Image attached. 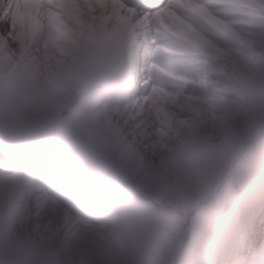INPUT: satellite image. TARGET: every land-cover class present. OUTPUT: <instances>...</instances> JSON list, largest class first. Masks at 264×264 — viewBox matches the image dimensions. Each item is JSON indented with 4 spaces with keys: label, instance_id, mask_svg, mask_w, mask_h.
Returning a JSON list of instances; mask_svg holds the SVG:
<instances>
[{
    "label": "bare ground",
    "instance_id": "obj_1",
    "mask_svg": "<svg viewBox=\"0 0 264 264\" xmlns=\"http://www.w3.org/2000/svg\"><path fill=\"white\" fill-rule=\"evenodd\" d=\"M60 27L68 34L45 26L33 36L27 21L23 35L19 25L11 33L0 25V153L24 145V151L28 146L47 149L49 158L32 174L29 169L19 175L10 170L0 173V230L16 229L25 217L34 224L47 244L31 264H49L57 253L63 258L58 264H149L148 255H157L152 223L159 205L165 203L171 209L163 214L179 222L170 233L172 251L158 264H213L209 258L227 240L228 226L236 232H231L233 240L245 245L227 248L221 264H264V245L253 248L246 243L253 225L259 241L257 225L264 223L260 212L250 214L252 223L243 228L233 225L232 216L219 223L215 214H205L220 203L228 177L237 180L240 190L245 188L238 173L229 174L218 163V147L224 155L231 147L222 142L219 130L209 129L199 150H176L164 142L143 150L124 145L116 126L120 114L95 100L94 86L103 73L89 75L82 68L90 41L70 22ZM250 95L259 100L255 86ZM252 119L258 127V111ZM86 151L101 163L91 162ZM253 167L258 179L254 188L248 187L247 201L261 199L264 208L259 150ZM108 181L125 183L126 190L110 191ZM184 193H192L196 200L200 193L210 197L186 225L181 223V210L195 208ZM208 242L213 244L211 250L205 248Z\"/></svg>",
    "mask_w": 264,
    "mask_h": 264
},
{
    "label": "snow or ice",
    "instance_id": "obj_2",
    "mask_svg": "<svg viewBox=\"0 0 264 264\" xmlns=\"http://www.w3.org/2000/svg\"><path fill=\"white\" fill-rule=\"evenodd\" d=\"M25 21L33 36L45 26L67 35L60 26L70 22L88 38L82 68L103 73L95 100L120 114L121 143L199 150L209 129L219 130L231 146L228 155L218 147L220 167L256 186L257 147L264 171V0H0L5 33L19 25L23 35ZM246 243L264 245V233L257 241L253 225Z\"/></svg>",
    "mask_w": 264,
    "mask_h": 264
},
{
    "label": "rangeland",
    "instance_id": "obj_3",
    "mask_svg": "<svg viewBox=\"0 0 264 264\" xmlns=\"http://www.w3.org/2000/svg\"><path fill=\"white\" fill-rule=\"evenodd\" d=\"M73 40L76 42L79 40V38L78 37L73 38ZM53 120L56 121L55 118H53ZM258 150H259V147H257L256 152H258ZM224 182H225V188L222 187L221 189L220 203L217 206L214 205V207L213 205H211V209L206 210L205 212L206 216L208 217L211 216L212 214L213 215L215 214L216 219L219 223H227L228 219H230L231 217L232 210L236 207V205H238V203H240V201L241 203L244 202V196L248 195V193L250 192V189H248V187H245L240 190L238 187L237 180L234 179L233 177H228L227 179L224 180ZM184 194L185 195L183 197L188 200H191L195 208L193 212H189L188 210H181L184 215L181 223L183 225H186L188 224L190 217L195 215L194 212H199L202 207H204L205 205L209 203L210 197L208 198L206 193H200L199 198L197 197V200H196L194 196L192 195V193H184ZM159 207L160 208L158 209L160 210H159V213L157 214L158 215L157 220L156 222L152 223V226L154 228L153 236L156 238V243L153 248L155 249L157 255L156 256L148 255L149 264H158L162 256L168 255L169 252L172 251L170 233L173 230V225L179 222L177 219L172 218L171 216L167 214H163L164 212H168L171 209L169 205L165 203H161ZM137 231H139L138 228H137ZM124 239L130 242L127 236H125ZM133 246L134 247L136 246L137 252L140 251V248L136 244H134ZM210 246H211V243L208 242L205 248L210 249ZM180 249L181 247L176 248V250L178 251ZM45 251L46 253L50 252V250H48L47 248L45 249ZM125 251H126L125 252L126 255L130 254L128 247H125ZM95 255L100 256L101 251H97ZM106 255L108 256L109 253H107ZM55 258L56 259L51 261L49 264H58L59 260L61 259L63 260V258H61L59 253L55 255Z\"/></svg>",
    "mask_w": 264,
    "mask_h": 264
},
{
    "label": "clouds",
    "instance_id": "obj_4",
    "mask_svg": "<svg viewBox=\"0 0 264 264\" xmlns=\"http://www.w3.org/2000/svg\"><path fill=\"white\" fill-rule=\"evenodd\" d=\"M43 87L46 89L47 85ZM46 244L34 224L25 217L16 229L5 226L0 230V264H31Z\"/></svg>",
    "mask_w": 264,
    "mask_h": 264
}]
</instances>
